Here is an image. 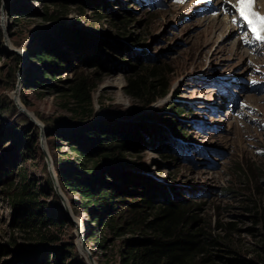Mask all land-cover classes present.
<instances>
[{
    "label": "rangeland",
    "instance_id": "obj_1",
    "mask_svg": "<svg viewBox=\"0 0 264 264\" xmlns=\"http://www.w3.org/2000/svg\"><path fill=\"white\" fill-rule=\"evenodd\" d=\"M109 2L108 10L98 13L81 3L61 9L55 0H0V172H7L0 174V245L9 249L0 260L23 257L29 260L25 264H36V256L47 253L59 255L60 261L49 258L45 264H125L123 241L142 236L128 231L120 219L141 190L127 187L123 192L122 185L107 177L110 168L101 164L88 173L94 162L75 151V140L92 147V137L79 135L82 130L124 121V112L134 105L125 93L126 53L101 45L113 61L105 69H91L87 58H80L82 51L72 50L61 33L79 30L95 38H121L115 23L126 18L125 30L145 52L143 63L149 64L146 58L153 56L166 68L170 87L164 98L130 118L139 121L163 106L187 104L193 112H185L179 121L184 119V133L196 149L166 161L146 141L139 151L125 155L133 166L123 170L147 173L185 190L196 187L191 197L185 193L182 198L191 201L199 219L194 226L203 230L205 256L210 258L201 262L198 255L190 264H236L229 261L234 258L264 264V221L254 218L264 209V43L253 40L235 12L237 0ZM255 10L264 14V0H255ZM50 16L58 19L49 21ZM47 40L56 43V52L68 54L65 64L53 67L37 61L36 54L50 44ZM94 44L98 46L97 40ZM129 44L136 46L135 41ZM80 76L96 86L92 113L86 117L58 89H66ZM59 171L96 184L118 185L117 206L99 212L61 182ZM23 188L37 193V206L52 223L48 228L37 232L11 227V201ZM94 215L101 217L100 224L94 223ZM110 223L122 229L118 235ZM45 236L51 239L43 240Z\"/></svg>",
    "mask_w": 264,
    "mask_h": 264
},
{
    "label": "trees",
    "instance_id": "obj_2",
    "mask_svg": "<svg viewBox=\"0 0 264 264\" xmlns=\"http://www.w3.org/2000/svg\"><path fill=\"white\" fill-rule=\"evenodd\" d=\"M55 1L61 9H67L72 3H81L87 8L94 6L98 13L107 11L110 4L109 0ZM128 1H131V5L139 3V0ZM48 19L54 21L58 18L50 16ZM126 20L124 18L115 23L116 34L121 37H118L119 39L109 34L95 38L79 30H75V32L63 30L61 32L63 38L75 47L72 50L79 49L82 51L80 58H87V65L91 69H105L107 63L113 61L111 56L103 52L101 45H106L118 54L126 53L122 62L129 70L125 93L134 101V105L124 112L126 120L112 121L105 125H89V128L82 130L79 135L92 137V147L87 148L82 144L83 142L75 140V145L78 146L75 151L87 162H94L93 168L87 170L88 173H92L96 165L99 164L100 166L101 164L103 168H110L107 177L122 185L123 192H127V187H135L141 190L134 201L128 203V207L120 214V219H123L122 224L128 231L139 232L142 235L136 239L123 241L124 249L121 250V256L125 264H190L198 255L203 257L201 262H207L210 256H205L206 236L203 230L196 229L194 226V223H199V219L192 210L191 201L182 198L185 193L191 197L196 192V187H189L185 190L166 184L164 181H158L148 176L147 173L123 170L126 166H133L125 160V155L131 151H139L140 145H145L146 141H150V147L163 154L166 161L177 160L178 157L182 156L183 150L186 152L195 150V145L184 133L187 130L182 123L184 119L179 121L185 112H193L187 104L163 106L155 115L144 116L142 119H138L139 121L130 118L144 110L148 105L164 98L169 93L170 87L166 68L157 64L153 56L146 58L149 64L143 63L145 52L142 47L138 46V40L132 39L125 30ZM96 40L98 46L94 44ZM130 41H135L136 46H131ZM47 42L50 41L47 40ZM55 44L53 42L46 44L45 51L36 54L39 63L53 67L57 63L65 64L68 54L56 52ZM120 69L125 70V67ZM48 75L51 74L49 70H46L45 77ZM31 88L33 86H28L27 89ZM58 89L75 101L77 107L83 111L81 116L86 117L92 113L91 95L96 86L91 85L85 77L80 76L69 82L66 89ZM164 114H168V116ZM146 119L157 122H147ZM167 136L170 137L169 141L166 140ZM98 142L99 146H96ZM0 174L7 175L6 169H2ZM58 177L68 189L79 193L84 201L90 202L98 208L99 212L107 208L114 209L118 204L116 201L118 194L114 192L118 185L109 181L104 182V184H96L93 180H80L75 174L66 175L61 171L58 172ZM28 190L23 188L15 193L12 198L11 205L14 210V217L11 221V227L22 231L38 229L37 232H39L43 228H48L52 223L46 221V216L37 206V193ZM205 193L207 194V192ZM92 217L95 224H100V216L94 215ZM254 218L256 221L257 219L264 221V209L257 212ZM113 225L110 223L109 226L113 233L118 235L122 229L116 224ZM228 225L232 226L233 224ZM50 239L46 236L43 237V240ZM209 243L212 246L224 247L223 244H218L216 241ZM8 253L9 249L0 245V259L7 256ZM49 258H53L55 262L60 261L59 255L52 254L50 257L47 253L42 257L37 255L34 261L36 264H45L49 263ZM229 261L236 264H246L237 258ZM28 262L29 260L23 257H18L14 261L0 260V264H25Z\"/></svg>",
    "mask_w": 264,
    "mask_h": 264
},
{
    "label": "snow or ice",
    "instance_id": "obj_3",
    "mask_svg": "<svg viewBox=\"0 0 264 264\" xmlns=\"http://www.w3.org/2000/svg\"><path fill=\"white\" fill-rule=\"evenodd\" d=\"M234 8L253 40L264 43V14L255 10V0H237Z\"/></svg>",
    "mask_w": 264,
    "mask_h": 264
},
{
    "label": "water",
    "instance_id": "obj_4",
    "mask_svg": "<svg viewBox=\"0 0 264 264\" xmlns=\"http://www.w3.org/2000/svg\"><path fill=\"white\" fill-rule=\"evenodd\" d=\"M17 107H18V105H17ZM19 109V108H18ZM22 114H24L25 116H27L29 119H30V121L33 123V124H36V125H39V123H36L35 121H33L30 117H29V115H28V113H26V111H24V110H19ZM46 160L48 161V158L46 157Z\"/></svg>",
    "mask_w": 264,
    "mask_h": 264
},
{
    "label": "bare ground",
    "instance_id": "obj_5",
    "mask_svg": "<svg viewBox=\"0 0 264 264\" xmlns=\"http://www.w3.org/2000/svg\"><path fill=\"white\" fill-rule=\"evenodd\" d=\"M20 109L19 110H24V108H22V107H19ZM27 113V112H26ZM29 115V117L33 120V121H35L36 122V120H35V118L29 113L28 114ZM36 123H38V122H36Z\"/></svg>",
    "mask_w": 264,
    "mask_h": 264
}]
</instances>
